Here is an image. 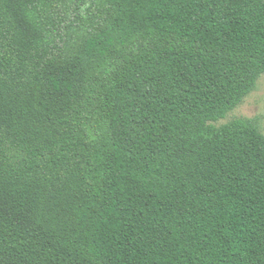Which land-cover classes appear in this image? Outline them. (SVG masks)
<instances>
[{
	"label": "trees",
	"instance_id": "trees-1",
	"mask_svg": "<svg viewBox=\"0 0 264 264\" xmlns=\"http://www.w3.org/2000/svg\"><path fill=\"white\" fill-rule=\"evenodd\" d=\"M264 0H0V264H264Z\"/></svg>",
	"mask_w": 264,
	"mask_h": 264
},
{
	"label": "rangeland",
	"instance_id": "rangeland-1",
	"mask_svg": "<svg viewBox=\"0 0 264 264\" xmlns=\"http://www.w3.org/2000/svg\"><path fill=\"white\" fill-rule=\"evenodd\" d=\"M238 118L257 119L264 133V74L259 78L257 88L245 98L243 103L226 119L215 123V125L221 126Z\"/></svg>",
	"mask_w": 264,
	"mask_h": 264
}]
</instances>
